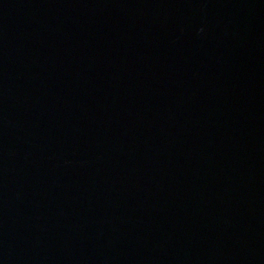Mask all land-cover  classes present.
<instances>
[{"label": "water", "instance_id": "water-1", "mask_svg": "<svg viewBox=\"0 0 264 264\" xmlns=\"http://www.w3.org/2000/svg\"><path fill=\"white\" fill-rule=\"evenodd\" d=\"M0 264H264V0H0Z\"/></svg>", "mask_w": 264, "mask_h": 264}]
</instances>
